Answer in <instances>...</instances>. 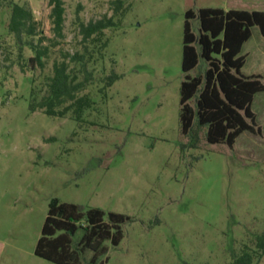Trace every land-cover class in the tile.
<instances>
[{"label": "rangeland", "instance_id": "obj_1", "mask_svg": "<svg viewBox=\"0 0 264 264\" xmlns=\"http://www.w3.org/2000/svg\"><path fill=\"white\" fill-rule=\"evenodd\" d=\"M112 1L64 0V37L41 67L27 63L35 51L24 42L54 38L50 0H0V264H57L34 252L53 197L131 217L120 243L108 242L112 264H229L264 230V90L252 101L262 134L244 130L229 147L202 131L192 146L179 117L185 11H264V0H123L120 24L105 30L108 45L88 64L94 78L80 94L94 104L83 120L32 111L54 60L83 50L79 19L113 14ZM15 3L37 21L38 34L21 43L9 28ZM241 53L242 71L264 76L257 25ZM112 70L122 77L104 92Z\"/></svg>", "mask_w": 264, "mask_h": 264}, {"label": "trees", "instance_id": "obj_2", "mask_svg": "<svg viewBox=\"0 0 264 264\" xmlns=\"http://www.w3.org/2000/svg\"><path fill=\"white\" fill-rule=\"evenodd\" d=\"M50 3L54 38L40 35L37 44L24 42L35 51L27 63L36 61L41 67L45 66L50 46L56 45L55 38L64 37L65 2L50 0ZM112 3L114 13L111 15L104 14L87 22L79 19L83 50L64 52L62 59L54 60L46 92L37 99L32 91V111L43 109L47 114L60 116L70 112L76 120H83L85 110L94 104L88 93L80 94L94 78L88 64L95 53L102 54L101 49L108 45L105 30L116 27L121 21L115 17L123 7V0ZM193 19H197L196 27ZM254 25L264 35L263 10L206 6L197 11L193 8L185 11L179 117L181 131L192 146L200 141L202 131L208 142H222L229 147L234 146L244 130L262 134L252 101L257 92L264 90V76L242 71L246 55L241 50L251 37ZM9 28L20 43L24 34L37 35L32 9L24 4H13ZM45 40L49 43L44 44ZM121 77L122 74L112 70L105 77L102 91ZM127 220L131 217L123 212L106 211L98 206L85 208L53 197L34 252L57 264H112L103 256L108 253V242L113 246L120 243L122 224ZM253 242L254 246L245 245L240 252H234L229 264H257L264 253V230L254 235ZM87 251H91L88 258Z\"/></svg>", "mask_w": 264, "mask_h": 264}]
</instances>
